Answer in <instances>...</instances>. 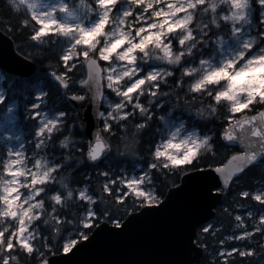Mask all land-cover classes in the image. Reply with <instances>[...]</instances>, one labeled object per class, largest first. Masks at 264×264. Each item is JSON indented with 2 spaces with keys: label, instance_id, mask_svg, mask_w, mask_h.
<instances>
[{
  "label": "snow or ice",
  "instance_id": "snow-or-ice-1",
  "mask_svg": "<svg viewBox=\"0 0 264 264\" xmlns=\"http://www.w3.org/2000/svg\"><path fill=\"white\" fill-rule=\"evenodd\" d=\"M207 0H191L186 8L180 9V16H186L189 12L196 8H203L206 6ZM255 3L259 5L262 12V18H264V0H255ZM100 8L99 12H94L89 16L91 9ZM25 5L32 9L30 18H25L22 23L25 26L32 25L31 39L41 44L45 40L52 41L55 39V43L59 46L58 58L62 64L59 71H50L48 76L55 81L56 88L69 90L73 81L71 73L77 69V67H85L87 69V78H81L78 80L80 85L87 86L91 82L96 84L95 96L97 101L105 95L101 90V82L106 81V87L111 89L112 92L119 98L118 102L111 103V111L99 112V117L103 118V128L109 133L113 130V122L118 126H122L125 132L128 131V121H133V127L137 130V133H141L143 130L148 129L151 126L153 117V108L163 106V98L169 94L162 91L164 83L160 79V67L149 66L145 71L143 65L139 62L137 67L141 68V71L132 79H128L127 76L123 80L118 79V73L114 70V55L107 54V47L105 46V40L103 36L99 37V44L95 45V51H90V45L83 43L82 41L62 34V29L71 26L72 30L80 29L86 31L95 29V27L102 21H108L110 16L118 14L117 24L123 23L125 30L127 29V20H131L133 25V35L136 34L137 29L142 34H145L146 30L143 27L146 23L145 20L140 19L141 15H150L155 6H150L148 12L145 13V4L138 2L133 10L132 3H122L121 0H112L111 3H105V0H79V6L76 7L69 0H57V3L51 6L50 11L46 13H38L34 11L36 5L29 4L28 0H25ZM114 5V7H113ZM254 5V0H253ZM11 6H13L11 4ZM254 7V6H253ZM111 9V12H109ZM253 10V8H252ZM157 15L161 13L157 12ZM87 17V19H86ZM74 20L75 23H69V20ZM83 21V24H81ZM247 21V14H245V22ZM196 20L194 19L189 26V30H185V34L188 36V40L174 39L173 46L177 49L184 47L186 44H194L196 40L204 37L201 43L207 40V36L204 32H201L196 28ZM153 28L155 25L152 26ZM240 29L239 34L235 39L240 40L243 37L241 44L243 47L250 49L248 56H255L257 51L264 52V47L252 51L255 46L252 44L251 34L246 30L241 29V26L237 24L235 29L230 26V31ZM105 31L113 33L112 39H118L116 35V25L108 23ZM260 32L257 33L259 35ZM171 38V37H170ZM61 39L63 43H61ZM140 38H137V42ZM264 40L261 37L260 41ZM245 41H247L245 43ZM131 41H126L120 49L117 51L123 52L129 48ZM211 41L207 40L204 47L198 52L199 59L204 56L205 49L211 45ZM216 45H219L221 51H225L226 42L223 37H218L215 41ZM75 45L77 54L72 55L71 50ZM199 47V46H197ZM195 51V49H193ZM231 52V50H228ZM210 54V52L208 53ZM244 55V53H240ZM188 57H193L190 53H185ZM123 66V65H122ZM169 75L167 80L172 77ZM151 81V83H149ZM181 81L178 80L177 83ZM114 85H116L114 87ZM26 87L30 88L34 92V99L25 105L26 117L32 121L34 127L32 129L33 144L32 152H37V146L44 140L47 144L44 145L40 151H47L49 146H54L55 136L64 131L66 124V117L68 115L64 110L55 112L46 111L50 94L47 90L51 85L45 79H42L39 75L35 78V83H29ZM90 98L87 91L85 94L76 93L72 96V99L76 101H86ZM219 98V97H218ZM6 95L3 90H0V104L5 103ZM261 108H264V102L260 104ZM16 108V103L13 101L6 109L7 113H12ZM255 109V102L250 98L234 106L232 111L226 116V127L222 130V140L225 142H232L237 140V129L243 134L240 137V142L244 145L243 150H233L227 153L228 162L220 166H215L212 163V159L221 153V150L226 149L229 145L220 144L219 147L215 142V136L211 138L206 137L209 143L212 144L210 150L205 153L197 154L194 157H190L187 160H181L178 162L177 167L186 170L188 168H197L202 163L208 167L214 168L216 176L215 183H209L205 187L203 196L207 199H214L217 197L225 198V204L222 211L227 217L234 220V227L229 234L224 236H218L217 234L224 229V225L220 224L219 227L215 222H209L203 224L200 227V233L197 234V241H200L201 236L204 238L203 252L210 254L205 264H238L236 257L247 258L255 256L257 253L256 247H254L255 238L257 236L260 239H264V180L260 182L259 187L249 188L240 187L236 195L232 196V204H228L227 197L232 189L233 185H238L243 180L245 175L251 170L258 168L262 175H264V128L257 126V121L264 124V111H259L257 115H244L245 112ZM117 113L119 119L116 118ZM161 120H165V117L161 116ZM63 123V127L61 124ZM167 124V121L165 120ZM246 126H251L246 128ZM170 127V126H169ZM251 132V136L247 135ZM3 136L6 138L7 143H11L13 139L19 140V137H14L13 133L6 127L3 132ZM251 137H257L252 139ZM124 152L121 153L117 148V157L120 155L137 154L132 146L137 145V139L131 138V145L127 143L128 136H124ZM84 158L94 163L96 168L95 180L98 186L93 184V176L89 175L84 182L73 181L69 175V184L74 185L77 189H82L72 193V198L78 200L84 207V211L87 215V219L79 221L77 237L83 240H88V232L96 226L97 221L101 217H105L116 225L114 229L123 230L124 224L121 226V219H116L115 214L111 213L106 207V202L109 197L114 198L115 202L119 204L121 208H124L125 212L129 208L135 209L136 207L143 206L144 210L150 207L148 205L161 204L160 194H150L143 186V181L140 176L129 178L127 175L119 174L113 171L111 164H105L107 154L111 152L112 145H109L102 135L101 130H97L94 140H85ZM152 145H148L151 147ZM20 152H25V144H20L19 149L7 148L5 156L8 157L9 164L12 165L9 170V176H12L16 167V162L19 161ZM40 153L37 152V155ZM65 160V157L63 158ZM72 160H65L64 163L59 160L55 161L54 167L50 168L47 175L43 180H37L35 187H32L31 183L28 187L19 189L23 191L24 196L20 197V200H24V197H31L28 201L29 204H35L37 202L45 203V200H52V193H56L55 199L61 200L64 195L60 185L65 175L66 167L70 168ZM83 162L81 157L75 159V163L80 164ZM32 168H36L38 161L33 158L29 161ZM148 167L152 170H158L154 163H149ZM167 170V169H164ZM144 173V171L142 172ZM153 182V171L151 173ZM33 180L32 176H29V181ZM55 185V187H53ZM215 194V196L213 195ZM237 196L239 199H237ZM135 197V199H133ZM164 204H161L163 206ZM235 209H242L243 211L237 212ZM53 216L58 224L64 225L68 220L69 211L66 208L60 207L57 211L52 209ZM10 227L0 225V264H27L29 259H33L37 264H53L49 257L56 249L55 243L48 238V236L41 232V239L46 241L44 247L38 245L33 239L32 228L40 225L47 226L45 222V216L43 213L37 211V219L32 223V228H29L24 220L21 221L17 218L15 221H7ZM75 223V220H73ZM107 225V224H105ZM59 231V229H57ZM214 238L215 247H209L207 241L209 237ZM244 242V243H240ZM78 243V240H71L67 243L61 244V248L64 252H69L73 246ZM240 243V246H237ZM188 248L192 252H199L193 244H189ZM46 249V250H45ZM239 264H243L241 260Z\"/></svg>",
  "mask_w": 264,
  "mask_h": 264
},
{
  "label": "clouds",
  "instance_id": "clouds-1",
  "mask_svg": "<svg viewBox=\"0 0 264 264\" xmlns=\"http://www.w3.org/2000/svg\"><path fill=\"white\" fill-rule=\"evenodd\" d=\"M111 2L112 0H105L106 4ZM138 2L146 5L145 13L148 12L150 6H155L150 15L140 16V19L146 21L143 26L146 30L145 34L137 29L136 34L133 35V27L135 26L131 20H127L128 27L125 30L123 23L117 24L118 14L110 16L108 21L102 20L95 29L89 28L86 31L76 29L73 31L71 26H67L62 29V34L89 44L90 51L93 52L95 51V45L100 42L99 37L103 36L107 54L115 56L114 70L116 71L118 65H123L120 71L117 72L120 80H123L125 76L128 79L136 76L141 71V68L137 67L138 62L141 65L152 60L162 62L164 66L160 67V79L164 83H168L167 77L174 74V70L179 68V80L181 82L176 84V89L183 88L186 96L193 97L191 101L185 100V103L188 104L192 112L205 120L216 117L221 106L230 112L234 106H239V104L250 98L255 102V106L264 102V52L257 51L255 56H248L250 49L243 47L241 44L238 49L226 54L217 45L210 54L201 57L198 62H185L186 57H188L185 53H190L194 57L204 47L207 40L214 38L216 41L218 37L224 38L223 35L216 37L209 35L213 27L220 29L222 22H228L233 29L239 24L241 29L246 30L252 23L253 0H207L205 7H194V10L186 16L179 15L180 9L186 8L191 0H130L133 10ZM9 3L19 11L22 4H25V0H9ZM89 8L91 9L89 16L100 11V8L92 9L91 4H89ZM109 12H111V9H109ZM157 12L161 15L158 16ZM245 14H247L246 22ZM194 19L196 20V28L205 33L207 40L202 44L201 40H204V37H201L194 44H186L184 47L177 49L173 46V40H188L185 30L190 31L189 26ZM109 22L116 25L118 39L113 40V33L105 31ZM81 24H83V21H81ZM153 25H155L154 28ZM239 32L240 29L230 31L229 38H235ZM261 37H264V31H260L259 35L251 34L253 46L259 44ZM137 38H140L138 42ZM126 41L132 42L129 48L123 52L117 51ZM240 53H244V55ZM71 54H77L75 45L71 50ZM218 59L219 63L217 62ZM95 101L97 104L99 103L96 97ZM116 118L119 119L118 113ZM61 127H63V123ZM186 128V122L181 120L175 127L161 129L160 135L151 144V150L148 153L149 163H154L160 171L167 169L170 172H182L183 169L177 167L179 161L187 160L198 153L202 154L210 150L212 144L205 138H211L215 135L214 133L201 134L199 128L192 131H187ZM77 139L69 132L59 139L58 144L62 149L70 150ZM104 139L109 145H112L110 137H104ZM46 144L47 141L44 140L37 146L39 155H37V152H32L31 157H29L25 152H20L19 161L16 162L12 176L8 174V170L12 166L9 164L8 157L4 156L3 159H0V201H2L0 224L4 223V217L16 216L19 211L21 221L27 218L28 225H30L37 219V211H39L44 214L46 224L52 227L54 233L58 234L63 229V225L58 224L54 218L52 209L58 211L60 207H68V200L72 199V193H74L72 188H68L66 196L63 195L61 200L55 199L56 193L51 194V210L43 202L29 204L28 201L31 197L25 196L24 200H20L24 193L19 189L28 187L30 183L32 187H35V182L43 180L50 168L56 166L55 162L50 161L47 155L40 151ZM30 158H35L39 162L36 168L28 167L27 161ZM72 159L73 155H65L66 161ZM151 173L152 169L148 167L141 174L140 179L144 182L143 186L148 193L156 195V188L154 186L149 187V185H152ZM29 176L33 177L31 182L28 179ZM132 177H135V175ZM64 186L68 187L67 184ZM25 204H28V207H25ZM34 209L37 211H33ZM86 219V213H82L81 221ZM69 222L73 223V221ZM10 226L7 225L5 230ZM38 235L39 232H37ZM67 242L69 241L65 243Z\"/></svg>",
  "mask_w": 264,
  "mask_h": 264
},
{
  "label": "trees",
  "instance_id": "trees-1",
  "mask_svg": "<svg viewBox=\"0 0 264 264\" xmlns=\"http://www.w3.org/2000/svg\"><path fill=\"white\" fill-rule=\"evenodd\" d=\"M254 6L258 10L259 5L255 3L254 0ZM25 18H30L29 11H26L24 9H20L17 11L11 4L9 3V0H0V28L7 32L15 41L17 50L25 55L26 57L32 59L33 61L37 62L39 64V69L31 78H22L17 77L12 74L4 73L5 79H4V87L6 89V101L3 104H0V112L4 111L5 107L9 104V102L16 100L18 102V111L20 115V119L23 122H27L26 117V111H25V105L28 104L32 99L31 97L34 95V92L32 89L26 87L29 83H35V78L37 75H39L42 79H45L49 82L51 87H49L47 90L50 94V103L54 104L55 107H57L59 110H64L68 113L66 119V124L64 126V131L57 134L55 136L54 140V149L52 150L56 153L54 155L56 157V161L59 160L60 162L64 163L65 160L63 159L66 154L73 155V162L71 164V167H66L65 172L63 175L65 177L63 178V181L60 185V188L63 192V194L66 196V193L68 191V188H72L74 192H77L81 189L75 188L74 185L69 184V175L71 176V179L75 181H80L81 183L86 181L88 176H93V184L94 186H98L95 175H96V168L95 165L92 164L88 159L84 158V151L85 144L83 141L87 140V137L85 136L83 130L81 129L80 123L78 121L76 109L74 105L70 102V100L67 98L68 93H78L80 92V87L78 80L83 77L84 70L80 68V71L75 69L71 75L72 78V85L69 90L65 91L63 89H57L55 86V81L52 80L50 76H48V72L50 71H59L62 67L61 62L59 61L58 54H59V46L55 43V39L53 38L52 41H47L43 44L34 41L31 39V28L32 25L25 26L22 21ZM225 30V22H222V27L220 29H216L213 27V30L211 33H209L210 36L214 37L218 33H223ZM212 42V40H210ZM62 43V39H61ZM212 45V43H211ZM211 45L205 49L204 56L207 55L211 51ZM199 59V54L197 53L194 57H186L185 62L186 63H192L196 62ZM0 70V74H1ZM180 78V69L176 68L174 70V74L172 77L168 79V83L166 85H163L162 91L168 93L169 95L163 98V106L158 108H153V117L151 121V126L143 130L141 133H137V130L133 127V121H128V131L125 132L123 130L122 126L114 125L113 126V134L109 133L108 131H104L105 135L107 137L111 138V144L113 146L112 152L107 157L105 164L107 161L111 162V167L114 172L117 173L118 170L124 168V169H132L136 165H141L144 168H148V164L150 161V157L148 153L150 152V147L148 145L153 144L155 140L160 135V117L162 115L173 113L174 115L180 114L181 116H184V118L188 119L189 124L196 126L201 130L203 134H209L214 133L215 135V142L217 143V146L219 147L220 144H226L222 140V130L226 127V116L228 115V111L221 106L220 112L218 115L211 120H205L201 118L200 116H197L194 112H192L189 109L188 104L185 103V100L191 101L193 99L192 96H186L185 95V89L180 88L176 89L177 81ZM187 79V78H186ZM178 97H180L178 99ZM210 99V98H209ZM262 109L260 105H256L254 110L247 111L246 113H256ZM103 122V121H102ZM103 124V123H102ZM34 125L30 127V131L32 132ZM71 132L74 136H76L78 139L74 143L73 147L68 149H62L58 141L62 136L68 134ZM28 136V135H27ZM124 136H128L129 140L127 143L131 145V138L135 137L137 139V145L138 146H132L134 151L137 154H131L128 155H120L117 157V148H119L120 152L123 153L124 150V143L123 140ZM119 137V139H117ZM238 150L237 147L228 146L226 149L221 150V153L214 157L210 158L212 159V163L214 165H219L224 163L228 158L227 153L232 152L233 150ZM77 157H81L83 159V162L80 164L75 163V159ZM113 160V161H111ZM134 162V163H133ZM136 162V163H135ZM133 163V164H132ZM201 167H208L205 164L199 165L197 168ZM197 168H188L182 172H170L169 170H152L153 171V185L157 189V193L161 195L163 198L165 194L167 193L168 189L180 182L181 176L184 172L192 169ZM264 180V175L261 174L260 170L258 168L251 170L249 173L245 175L243 180L238 185H233L232 189L229 193V196L227 197L228 204H232V196L236 195L240 187H249V188H255L260 186V182ZM67 184L68 187H65L64 185ZM55 187V185H53ZM237 199L239 197L237 196ZM46 207L51 210L52 208V200H45ZM106 207H108L109 211L111 213L115 214L116 219H121V221L131 212L139 210L142 206L136 207L134 210L129 208L127 212H125V208L127 205H125L124 208H121L118 203L115 202L114 198L109 197V199L106 202ZM227 206L225 204V198H223L222 204L218 207L216 216L212 219L211 222H215L217 227H219L220 224L224 225L223 231L219 232L218 236H224L226 234H229L233 227H234V220L232 218L227 217V215L222 211L223 207ZM69 211L68 220L63 225V229L57 234L53 232V229L50 225H47L46 227L44 225H40L38 227L33 228L34 229V241L40 245L41 247H44L46 241L41 239V232H44L49 239H51L56 246V249L53 251L52 254H58L63 252V249L61 248V244L65 243L66 241L70 239H77L81 240L77 237L78 232V225L79 221L82 219V213H85L84 207L80 204V202L74 198L68 200V207L66 208ZM235 211L240 212L243 211L242 209H235ZM46 215V213H45ZM75 220V223H70L69 221ZM107 220L105 217H101L99 221H97L96 225L101 223L102 221ZM15 221V220H13ZM111 222L110 220H107ZM3 225V224H0ZM5 227V225H3ZM94 228H92L93 230ZM90 232L87 234L89 235ZM37 232H39V235L37 236ZM200 233V229L198 234ZM199 244L203 245L204 238L201 236L200 241H197ZM209 247H215L214 245V238L209 237L207 241ZM244 243V242H240ZM240 243H238L237 246H240ZM257 249V253L255 256L247 257V258H239L236 257L238 264L242 260L243 264H264V239H260L259 236L255 238V243L253 245ZM46 250V249H45ZM51 254V255H52ZM210 254H204V257L202 259L201 264H205L206 260H208ZM23 262V261H22ZM27 264H37V262L33 259H29Z\"/></svg>",
  "mask_w": 264,
  "mask_h": 264
},
{
  "label": "water",
  "instance_id": "water-1",
  "mask_svg": "<svg viewBox=\"0 0 264 264\" xmlns=\"http://www.w3.org/2000/svg\"><path fill=\"white\" fill-rule=\"evenodd\" d=\"M38 69L39 64L20 53L14 39L0 28V70L17 77L30 78ZM86 72L85 68V79ZM79 87V94L88 92V100L72 99L76 93H68L67 98L76 109L87 140H94L98 129L107 137L103 131L102 118L98 116L106 97L105 81L101 82V90L105 95L98 104L95 101L94 82L87 86L79 84ZM259 111H264V108ZM259 111L247 115H257ZM256 123L258 127L264 128L260 121ZM242 135L237 129V140L224 142L243 150L244 145L240 142ZM247 135L251 136V132ZM227 162L228 159L222 164ZM217 175L212 167L184 172L180 182L170 187L162 198L163 206L148 205L150 208L144 210L142 207L131 212L121 221V226L126 224L123 230L114 229L116 225L112 222L102 221L88 235V240L78 241L69 252L50 255V261L53 264H201L205 253L203 245L197 242V234L201 225L211 222L216 216L223 201V197L207 199L203 192L207 184L216 182ZM189 244L201 251L192 252L188 248Z\"/></svg>",
  "mask_w": 264,
  "mask_h": 264
},
{
  "label": "rangeland",
  "instance_id": "rangeland-1",
  "mask_svg": "<svg viewBox=\"0 0 264 264\" xmlns=\"http://www.w3.org/2000/svg\"><path fill=\"white\" fill-rule=\"evenodd\" d=\"M69 2L72 3L76 7L79 6V0H69ZM121 2L122 3H130V0H121ZM28 3L36 5L34 11H36L38 13H46V12L50 11L51 6H53L57 3V0H28ZM20 9H24L26 11H29V13H31V11H32V9L29 8L25 4H22ZM261 12H262V10L260 7H258V10L256 9L255 6L253 7L252 23L246 28L247 33L257 34L260 31H264V18H262ZM69 23H75V21L71 20V18H70ZM218 35L224 36V39L226 42V46H225V53L226 54L230 53L228 51L229 49L232 51V50L238 49L241 46V42H242L243 37H241L240 40L235 39V38H231V39L229 38V36H230V24L228 22H225V30L223 31V33H218L214 37H216ZM62 43H63V41H62ZM216 47H217V45L215 44V39L213 38L210 52H212ZM262 47H264V40L260 41L259 44H257L252 51H256ZM198 60L196 62H198ZM196 62H192V63H196ZM217 62L218 63L220 62L219 59L217 60ZM142 65H143L145 71L148 70L149 66H151V67H163L164 66L162 64V62L156 61V60L145 62ZM121 67H122V65H118L116 68V72H119ZM80 68L81 67L78 66V71H80ZM82 69L84 70V74H83L82 78H84L85 67H82L81 70ZM71 78H73L72 75H71ZM4 79H5V74L3 72H1V74H0V90H3L5 95H6V89H5L4 84H3ZM105 85H106V81H105ZM106 90H107V93H106V97L104 99L103 108H102V111H104V112H108V111L112 110L110 107V102L115 103V102L119 101V98L112 92L111 89H108L106 87ZM31 99H34V95L31 97ZM13 101H15V103H16V108L13 110L12 113L6 114L7 107ZM13 101L9 102V104L5 107L4 111L0 112V159H3V157L5 156V152L7 151V148L11 147L13 149H19V145L22 143L25 144V150L27 151L29 157H31V153H32L33 135H32V132L30 131V127L33 126L34 124L32 121H30L28 119H27V122L21 121L19 111H18V102L16 100H13ZM45 110L50 111V112L59 111V109L57 107H55L54 104H52L50 102H49L47 108H45ZM247 114H251V113L245 112L244 115H247ZM162 116L165 117L167 124L165 123V120L160 119V122L162 125L160 127V130L163 128L167 129L170 127H175L176 125H178L179 121H181V120L186 122V126H187L186 130L187 131H192V130L197 128L196 126L189 124L188 119L184 118V116H181L180 114L174 115L171 112V113H168V114H165ZM113 124L117 125L115 122H113ZM6 127L13 133L14 137H19L20 139L19 140L13 139L11 141V143H7L6 138L3 136V132H4V129ZM103 130L105 132L107 131L104 128H103ZM113 132H114V130H112L111 134H113ZM201 134H203V133L201 132ZM117 139H119V137H117ZM52 148L54 149V146H49L47 151L44 152V154L47 155V157L50 161L55 162L56 157L54 155H56V153L52 150ZM32 159L33 158H30L27 161L29 168H31V164L29 163V161ZM111 161H113V160H111ZM108 163L111 164L110 161L106 162V164H108ZM146 169L147 168H144L141 165L135 164L134 168H132V169L122 168V169L118 170L116 174L117 175L124 174V175H127L129 178H131L133 175L139 176ZM113 170H115V169H113ZM28 179H29V177H28ZM151 186H154L153 183H152V185H149V187H151ZM156 191H157V189H156ZM157 194H159V193H157ZM161 199H162V197H161ZM29 203H31V202H29ZM0 206H2V201H0ZM25 207H28V204H25ZM33 211H37V210L34 209ZM20 215L21 214L18 211L16 216L9 215L7 217H4L3 218L4 223H2V224L5 225V227H6L7 225H9L8 223H6L7 221L16 220L17 218H20ZM24 223L28 225V219L27 218L24 219ZM28 227L32 228V224L28 225ZM32 231H33L32 239L34 240L35 236H34V229L33 228H32ZM71 240H75V239H70L68 241H71Z\"/></svg>",
  "mask_w": 264,
  "mask_h": 264
}]
</instances>
